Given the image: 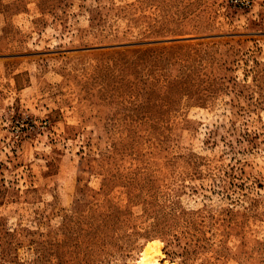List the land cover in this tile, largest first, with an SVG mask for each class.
<instances>
[{
	"label": "rangeland",
	"instance_id": "1",
	"mask_svg": "<svg viewBox=\"0 0 264 264\" xmlns=\"http://www.w3.org/2000/svg\"><path fill=\"white\" fill-rule=\"evenodd\" d=\"M264 264V0H0V264Z\"/></svg>",
	"mask_w": 264,
	"mask_h": 264
},
{
	"label": "bare ground",
	"instance_id": "2",
	"mask_svg": "<svg viewBox=\"0 0 264 264\" xmlns=\"http://www.w3.org/2000/svg\"><path fill=\"white\" fill-rule=\"evenodd\" d=\"M142 263L143 264H153V260L150 258H148V255L146 254L144 257H143V260H142Z\"/></svg>",
	"mask_w": 264,
	"mask_h": 264
}]
</instances>
